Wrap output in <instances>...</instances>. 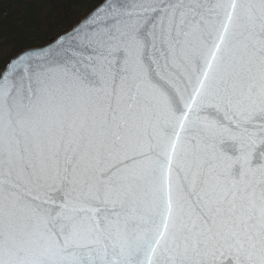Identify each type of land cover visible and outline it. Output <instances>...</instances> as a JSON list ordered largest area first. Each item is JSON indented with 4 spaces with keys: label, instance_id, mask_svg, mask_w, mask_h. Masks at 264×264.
Segmentation results:
<instances>
[{
    "label": "snow or ice",
    "instance_id": "1",
    "mask_svg": "<svg viewBox=\"0 0 264 264\" xmlns=\"http://www.w3.org/2000/svg\"><path fill=\"white\" fill-rule=\"evenodd\" d=\"M0 56V264H264V0H76Z\"/></svg>",
    "mask_w": 264,
    "mask_h": 264
},
{
    "label": "trees",
    "instance_id": "2",
    "mask_svg": "<svg viewBox=\"0 0 264 264\" xmlns=\"http://www.w3.org/2000/svg\"><path fill=\"white\" fill-rule=\"evenodd\" d=\"M80 18L76 0H0V56L41 47Z\"/></svg>",
    "mask_w": 264,
    "mask_h": 264
}]
</instances>
